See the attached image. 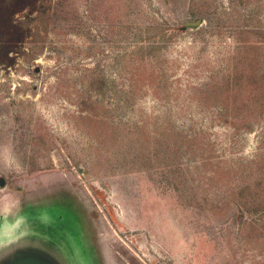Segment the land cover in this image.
<instances>
[{"label":"rangeland","instance_id":"rangeland-1","mask_svg":"<svg viewBox=\"0 0 264 264\" xmlns=\"http://www.w3.org/2000/svg\"><path fill=\"white\" fill-rule=\"evenodd\" d=\"M14 17L0 264H264V0Z\"/></svg>","mask_w":264,"mask_h":264},{"label":"trees","instance_id":"trees-1","mask_svg":"<svg viewBox=\"0 0 264 264\" xmlns=\"http://www.w3.org/2000/svg\"><path fill=\"white\" fill-rule=\"evenodd\" d=\"M38 0H0V67H9L13 62L11 52H16L24 32V22L15 14L26 7L33 9ZM3 184V182H1ZM12 264H22V257Z\"/></svg>","mask_w":264,"mask_h":264},{"label":"water","instance_id":"water-1","mask_svg":"<svg viewBox=\"0 0 264 264\" xmlns=\"http://www.w3.org/2000/svg\"><path fill=\"white\" fill-rule=\"evenodd\" d=\"M197 23H199V21H197V22H195V23H187L188 25H195V24H197Z\"/></svg>","mask_w":264,"mask_h":264}]
</instances>
